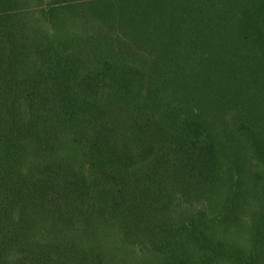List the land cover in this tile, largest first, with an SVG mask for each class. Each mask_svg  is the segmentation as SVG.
<instances>
[{"label":"trees","instance_id":"1","mask_svg":"<svg viewBox=\"0 0 264 264\" xmlns=\"http://www.w3.org/2000/svg\"><path fill=\"white\" fill-rule=\"evenodd\" d=\"M0 264H264V0H0Z\"/></svg>","mask_w":264,"mask_h":264}]
</instances>
